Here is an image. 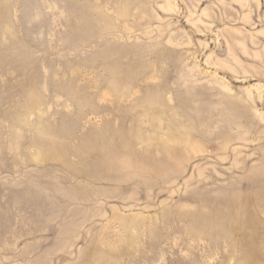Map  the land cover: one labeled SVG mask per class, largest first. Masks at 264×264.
Returning a JSON list of instances; mask_svg holds the SVG:
<instances>
[{
	"label": "rangeland",
	"instance_id": "rangeland-1",
	"mask_svg": "<svg viewBox=\"0 0 264 264\" xmlns=\"http://www.w3.org/2000/svg\"><path fill=\"white\" fill-rule=\"evenodd\" d=\"M0 264H264V0H0Z\"/></svg>",
	"mask_w": 264,
	"mask_h": 264
},
{
	"label": "bare ground",
	"instance_id": "bare-ground-1",
	"mask_svg": "<svg viewBox=\"0 0 264 264\" xmlns=\"http://www.w3.org/2000/svg\"><path fill=\"white\" fill-rule=\"evenodd\" d=\"M102 143L105 144V146H108V147H111L112 149H110V153H106L104 152L103 150H97V154H85V153H79V157L81 159V161L83 162V164L87 167V170H86V175L88 177H91V178H95L96 174L89 170L90 167H99L100 169L101 168H113V167H123V166H127L128 163L127 161H125L124 159L120 158L119 157V154L118 152L116 151L117 149L113 146H111V144H109L110 142H108L106 139H103ZM53 145H55L53 143ZM112 152V153H111ZM69 162V161H68ZM67 162V163H68ZM68 165H72V163H69ZM82 176V175H81ZM259 190V189H258ZM74 196H69V199L71 200H75V198H73ZM246 198V197H245ZM83 199V198H82ZM86 200V199H85ZM84 201V199H83ZM244 203V202H243ZM226 206V205H225ZM215 210H213L214 213H218V219L217 220H209L210 223L212 225H216L215 227L217 226H223L226 224L227 220H228V216L227 214H223L222 213V210L219 209V208H215ZM227 209V208H226ZM221 210V211H220ZM171 212V211H170ZM230 214V213H229ZM167 217V216H166ZM230 221V220H229ZM231 223V222H230ZM207 224H209L207 222ZM209 224V225H211ZM149 225V224H148ZM220 233V231H219ZM238 234V233H237ZM240 234V233H239ZM230 237V236H229ZM231 237H232V233H231ZM239 237V236H238ZM238 239V238H237ZM236 239V240H237ZM143 241V240H142ZM236 244V243H235ZM254 251H248V254L246 255V258L248 260L251 259V257H254L255 256V253H253ZM238 256V255H237ZM242 263V262H241Z\"/></svg>",
	"mask_w": 264,
	"mask_h": 264
}]
</instances>
